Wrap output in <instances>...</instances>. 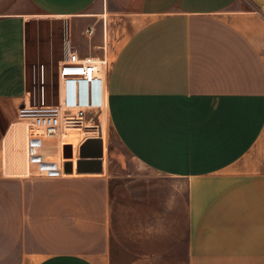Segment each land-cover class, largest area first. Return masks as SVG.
Returning <instances> with one entry per match:
<instances>
[{"label":"crops","instance_id":"1","mask_svg":"<svg viewBox=\"0 0 264 264\" xmlns=\"http://www.w3.org/2000/svg\"><path fill=\"white\" fill-rule=\"evenodd\" d=\"M259 9L264 0H0V264H264ZM56 19L80 55L106 60L101 134L75 144L74 133L70 157L67 132L33 138L16 117L27 33ZM29 144L61 156L51 175L30 170ZM130 158L151 175L115 193Z\"/></svg>","mask_w":264,"mask_h":264},{"label":"built area","instance_id":"2","mask_svg":"<svg viewBox=\"0 0 264 264\" xmlns=\"http://www.w3.org/2000/svg\"><path fill=\"white\" fill-rule=\"evenodd\" d=\"M256 12L262 13L259 9ZM91 32L86 30V34ZM61 58L52 83L51 94H47L44 66L38 78L33 74V85L26 90L17 108V117L26 121L33 138H48L71 130L90 131L101 134L99 116L106 104L105 80L102 68L106 60L94 56L80 55L65 30L62 39ZM73 145V144H72ZM45 150L41 145L29 144L27 158L31 171L43 176L54 170L44 168Z\"/></svg>","mask_w":264,"mask_h":264},{"label":"rangeland","instance_id":"3","mask_svg":"<svg viewBox=\"0 0 264 264\" xmlns=\"http://www.w3.org/2000/svg\"><path fill=\"white\" fill-rule=\"evenodd\" d=\"M64 21L61 19L56 20H46L45 22H40L33 25V28L30 32L27 33L26 43V67H27V88L30 90L33 85V74L37 77L39 75L41 66H44V77H46V89L47 94H51L52 83L55 80V74L58 66V61L61 58L62 50V39L64 35ZM37 77V85L38 83ZM17 117V116H16ZM18 119V117H17ZM101 126V119H99ZM103 126H105L104 135L107 129L106 121L104 120ZM102 127V126H101ZM97 134L96 132L91 133L90 131H77L73 138L72 142L77 143L85 135ZM66 144V143H65ZM50 153V152H49ZM54 153V152H51ZM135 174L143 176L145 174H150L147 171H144L141 165L138 164L134 159H129L127 161L125 172L120 178H112L111 187L112 190L116 192H121L122 187L127 184L129 178ZM151 175V174H150ZM144 177V176H143ZM144 179V178H143ZM126 213L129 212L126 210Z\"/></svg>","mask_w":264,"mask_h":264},{"label":"bare ground","instance_id":"4","mask_svg":"<svg viewBox=\"0 0 264 264\" xmlns=\"http://www.w3.org/2000/svg\"><path fill=\"white\" fill-rule=\"evenodd\" d=\"M19 129V128H18ZM77 131V130H76ZM76 131H74V130H71V131H69V132H67V134L69 135L68 137H65V138H63L62 140L63 141H65V143H68V142H70L71 143V138H72V136H73V134L74 133H76ZM80 131H82V130H80ZM18 133V132H17ZM20 133V132H19ZM28 133V135H29V132H27ZM66 133V132H65ZM15 136H17V135H15ZM8 139V138H7ZM66 141H68V142H66ZM25 142H27L26 140H25ZM15 143V142H14ZM23 144H24V146H25V144L26 143H24V142H22ZM23 148V147H22ZM24 149V148H23ZM27 149V148H26ZM62 152H63V150H62ZM74 154V153H73ZM63 155V154H62ZM61 158V156L59 155V157H58V159H54V157L53 156H51V155H49V154H45V162H44V165L46 164V163H49L50 162V165H49V169H52V168H57L58 167V165H59V161L61 160L60 159ZM61 168V167H60ZM46 169H48V168H46Z\"/></svg>","mask_w":264,"mask_h":264},{"label":"water","instance_id":"5","mask_svg":"<svg viewBox=\"0 0 264 264\" xmlns=\"http://www.w3.org/2000/svg\"><path fill=\"white\" fill-rule=\"evenodd\" d=\"M63 155L65 157H70L71 156V145L70 144H65L63 147Z\"/></svg>","mask_w":264,"mask_h":264}]
</instances>
